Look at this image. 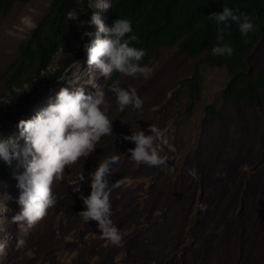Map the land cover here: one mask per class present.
<instances>
[{"label":"rangeland","instance_id":"rangeland-1","mask_svg":"<svg viewBox=\"0 0 264 264\" xmlns=\"http://www.w3.org/2000/svg\"><path fill=\"white\" fill-rule=\"evenodd\" d=\"M49 4V0L16 3L2 18L0 72L32 31L23 18L37 24ZM76 10L79 16L83 13L81 7ZM102 10L107 16L108 8ZM85 28L96 31L95 25H85L82 33ZM78 60L82 62L79 80L70 66L64 80L35 83L37 92L24 119L45 107L62 87L83 84L94 91L84 83L91 78L86 53ZM143 64L154 69L149 78L123 75L119 80L122 87L136 89L143 100L142 110L122 112L115 104V93L106 89L107 80L92 71L106 92L113 133L102 137L88 158L67 167L62 179L54 181L56 205L27 230L12 220L19 211L16 174L24 171L20 162H13L0 191V199L11 196L3 200L5 211L0 205L4 213L0 241L6 242L0 250V264H264V108L225 102L221 92L229 81L228 71L211 66L207 53L195 58L179 52L177 46L163 47ZM249 64L250 74L257 77L264 66V41L251 54ZM196 72L201 94L195 101L190 82ZM262 97L264 100V92ZM9 102L15 116L0 131L4 138L19 131V106ZM213 104L223 110L222 118L207 111ZM150 124L166 132L170 145L163 153L168 156L167 168L137 164L128 157L127 150L135 144L123 140V135L130 134L132 126L138 131L140 127L147 130ZM118 153L120 160L110 176V200L111 219L120 229L122 241L114 245L99 234L96 221L85 223L78 215L85 205L81 193L73 189L82 169L87 177L100 160ZM189 169L196 170L198 178ZM129 178L132 184L126 183ZM90 191L86 179L81 192L88 195Z\"/></svg>","mask_w":264,"mask_h":264},{"label":"clouds","instance_id":"clouds-1","mask_svg":"<svg viewBox=\"0 0 264 264\" xmlns=\"http://www.w3.org/2000/svg\"><path fill=\"white\" fill-rule=\"evenodd\" d=\"M111 3L112 0L109 3L106 0H86L87 9L95 10H92L87 21L79 19L76 8L67 13V18L75 21L80 30L85 25L96 26L94 33L85 28L81 36L82 39L91 38L83 44L87 72L91 76L84 83L91 85L94 91L86 89L83 84L72 89L62 87L45 107L36 111L31 118L19 121L18 135L7 138L0 136V163L11 166L14 161H18L24 168L22 173L16 174V186L19 189L16 203L19 211L12 217L24 230L31 228L56 205L53 183L62 179L65 169L88 158L101 138L113 133V120L107 115L108 109L105 107L106 92L103 85L96 82L92 71L98 72L105 81L111 79L113 73L147 79L154 71L148 64L141 63L147 50L136 46L139 38L134 33L131 20L119 17L108 25L102 9L110 8ZM206 17L217 26V43L211 49L216 56L230 57L234 54L233 46L224 42L225 30L231 28L232 22H235L239 33L245 38L249 37L255 27L251 15L227 5L223 6L222 12H212ZM23 24L30 30L37 27L35 21L27 17L23 18ZM71 67L75 69L76 80H79L82 62L76 59ZM107 88L115 93V104L122 112L128 108L142 110L143 100L135 88L122 87L119 81H113ZM123 140L135 144L134 148L127 150L133 162L148 167H168V156L163 153L170 145L166 132L157 125L150 124L147 130L140 127L138 131L133 130L132 126L131 133L123 135ZM119 160L120 153L105 157L87 177L82 169L78 175V184L73 189L81 193L80 198L85 205L78 215L85 223L96 221L99 234L114 245L121 243L122 233L111 219L110 176L113 166ZM188 171L192 177L198 178L196 170ZM86 179H89L91 188L88 195L81 192V185ZM126 183L132 184L133 181L129 178ZM8 199H11L10 195L0 199L3 211L6 210L3 200ZM3 214L0 208V217ZM19 243L23 244V241ZM5 244V241H0V250Z\"/></svg>","mask_w":264,"mask_h":264},{"label":"trees","instance_id":"trees-1","mask_svg":"<svg viewBox=\"0 0 264 264\" xmlns=\"http://www.w3.org/2000/svg\"><path fill=\"white\" fill-rule=\"evenodd\" d=\"M30 1L0 0V23L16 3ZM49 1L37 27L21 41L15 58L0 72V131H4L15 116L9 101L19 106L16 120L24 119L27 105L37 92L35 83L53 82L63 77L84 52L80 26L70 21L67 13L81 7L83 13L79 19L89 20L93 11L87 9L86 0ZM225 5L239 8L255 20L254 31L247 38L239 33L235 22L225 30L224 42L234 48V54L230 57L212 54L218 32L217 26L206 17L212 12H222ZM119 17L131 20L134 33L139 38V43H133L147 50L141 63L154 59L157 51L163 47L177 46L179 52L195 58L207 53L211 66L224 67L228 71L229 81L221 92L225 102L241 101L252 109L264 108V66L253 78L249 64L251 54L264 41V0H112L107 13L108 25ZM123 75L113 73L106 82V89ZM190 90L192 99L198 100L201 81L197 72L191 78ZM207 111L214 117H223V110L214 104L208 106ZM11 166L0 163V191Z\"/></svg>","mask_w":264,"mask_h":264},{"label":"built area","instance_id":"built-area-1","mask_svg":"<svg viewBox=\"0 0 264 264\" xmlns=\"http://www.w3.org/2000/svg\"><path fill=\"white\" fill-rule=\"evenodd\" d=\"M111 0H107V2L109 3ZM101 15V14H100Z\"/></svg>","mask_w":264,"mask_h":264},{"label":"water","instance_id":"water-1","mask_svg":"<svg viewBox=\"0 0 264 264\" xmlns=\"http://www.w3.org/2000/svg\"><path fill=\"white\" fill-rule=\"evenodd\" d=\"M200 211V209L198 208V212Z\"/></svg>","mask_w":264,"mask_h":264}]
</instances>
